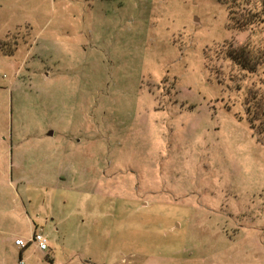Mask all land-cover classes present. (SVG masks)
<instances>
[{
	"label": "rangeland",
	"instance_id": "374dc122",
	"mask_svg": "<svg viewBox=\"0 0 264 264\" xmlns=\"http://www.w3.org/2000/svg\"><path fill=\"white\" fill-rule=\"evenodd\" d=\"M17 205L44 264H264V4L0 0L2 231Z\"/></svg>",
	"mask_w": 264,
	"mask_h": 264
},
{
	"label": "crops",
	"instance_id": "0c3cea01",
	"mask_svg": "<svg viewBox=\"0 0 264 264\" xmlns=\"http://www.w3.org/2000/svg\"><path fill=\"white\" fill-rule=\"evenodd\" d=\"M15 217L12 220L10 226L2 231L0 227V233L5 235V240L7 241L6 247H0V264H21V261L25 264V261H30L29 264H44L43 258H49V254H42L40 257L36 255L37 250L34 246L29 245L25 249H19L14 245V240L16 238H22L28 240L32 233L35 231H41L46 228V223L41 222L38 216H29L24 206H16ZM26 211V212H24ZM19 212H23V215ZM53 221V220H51ZM2 228V229H1ZM58 232V230H57ZM51 245H48V251H51ZM41 252V251H40ZM39 252V253H40ZM52 263L54 260L50 259ZM74 261H69L67 264H74ZM61 264V262H59ZM80 264V263H77Z\"/></svg>",
	"mask_w": 264,
	"mask_h": 264
},
{
	"label": "built area",
	"instance_id": "2783aa9c",
	"mask_svg": "<svg viewBox=\"0 0 264 264\" xmlns=\"http://www.w3.org/2000/svg\"><path fill=\"white\" fill-rule=\"evenodd\" d=\"M14 245L22 250L28 247L29 245L34 246L37 250L41 252H46L48 250L47 237L41 231L33 232L31 237L28 240H24L22 238H16L14 240ZM21 264H23L22 261H21Z\"/></svg>",
	"mask_w": 264,
	"mask_h": 264
},
{
	"label": "trees",
	"instance_id": "16d2710c",
	"mask_svg": "<svg viewBox=\"0 0 264 264\" xmlns=\"http://www.w3.org/2000/svg\"><path fill=\"white\" fill-rule=\"evenodd\" d=\"M263 4H264V0H260ZM242 20H244V21H240V22H242L239 26L238 25H236V28L237 29H239V30H244V29H246V28H248V27H250V26H252L253 25V23H254V20H255V18H254V20H252L251 18H249V17H243V19ZM241 53H248V52H244V50H243V47H242V52ZM244 54H242L241 56H239V57H236V56H232L231 57V55H230V53H229V57H230V59L231 60H233L238 66H240L241 68H247V65H246V63H245V60L242 58L243 56H244ZM245 70V69H244Z\"/></svg>",
	"mask_w": 264,
	"mask_h": 264
},
{
	"label": "water",
	"instance_id": "95a60500",
	"mask_svg": "<svg viewBox=\"0 0 264 264\" xmlns=\"http://www.w3.org/2000/svg\"><path fill=\"white\" fill-rule=\"evenodd\" d=\"M50 135L52 134V133H49Z\"/></svg>",
	"mask_w": 264,
	"mask_h": 264
}]
</instances>
